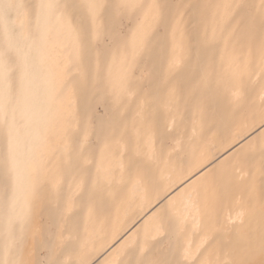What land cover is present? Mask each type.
<instances>
[{
    "label": "bare ground",
    "instance_id": "obj_1",
    "mask_svg": "<svg viewBox=\"0 0 264 264\" xmlns=\"http://www.w3.org/2000/svg\"><path fill=\"white\" fill-rule=\"evenodd\" d=\"M134 2L161 9L130 11L119 38L86 35L80 8L79 38L52 19L43 39L21 41L35 67L20 113L32 150L17 196L18 211L27 202L32 211L23 232L13 225L12 258L171 262L188 249L190 264H217L258 241L261 0ZM172 205L180 219L158 229L156 217ZM7 235L0 211V258Z\"/></svg>",
    "mask_w": 264,
    "mask_h": 264
},
{
    "label": "snow or ice",
    "instance_id": "obj_2",
    "mask_svg": "<svg viewBox=\"0 0 264 264\" xmlns=\"http://www.w3.org/2000/svg\"><path fill=\"white\" fill-rule=\"evenodd\" d=\"M80 8L84 9L86 26L81 24L79 27L86 35L96 36L102 31L110 30L114 37L119 38L122 22L130 11H135L137 14L152 12L158 15L161 5L155 2L137 3L134 0H118L115 3H105L104 0H87L82 5L62 4L56 0H39L38 3H27L25 0H0V33L3 35V43L0 44V135L3 138L0 163L3 165L5 177L4 183L0 185V199L3 201L0 211L8 224L7 241L0 264H31L23 258H12L15 255L17 244L16 237L13 235V225L18 224L23 232L24 223L31 216L32 211L30 202L18 211L21 209V203L17 196L21 186L22 165L26 164L32 150L20 113L25 102V79L29 71L35 67L28 61V52L21 45V41L35 42L43 39L44 26L52 19L61 23L67 31L79 38L80 32L75 24V13ZM260 16L259 56L261 64L264 65V0H261ZM33 24H35V33ZM140 32L141 29L138 26L136 32L133 33V46ZM18 71L21 72L19 87H17ZM259 123L261 127H264V108L259 113ZM251 150L250 148L249 151ZM259 151L262 174H264V134L260 137ZM199 194L198 190H193L191 193L193 197H198ZM179 219L180 213L175 205L165 207L156 217L157 228L163 229L166 220L178 221ZM189 255L190 252L186 249L182 260L170 262L161 258H142L134 262L129 261L127 264H190ZM257 256L260 257L259 260L256 259ZM43 264H77V261L51 259ZM79 264H88V262L80 260ZM113 264H126V262L119 260L113 261ZM191 264L195 262L192 261ZM202 264H208V262L204 261ZM217 264H264V206L261 211L258 241H251L240 258L219 261Z\"/></svg>",
    "mask_w": 264,
    "mask_h": 264
},
{
    "label": "rangeland",
    "instance_id": "obj_3",
    "mask_svg": "<svg viewBox=\"0 0 264 264\" xmlns=\"http://www.w3.org/2000/svg\"><path fill=\"white\" fill-rule=\"evenodd\" d=\"M98 112H100V111L98 110Z\"/></svg>",
    "mask_w": 264,
    "mask_h": 264
}]
</instances>
